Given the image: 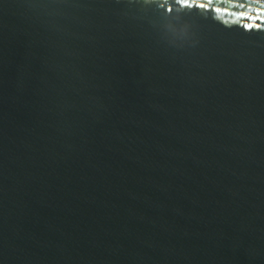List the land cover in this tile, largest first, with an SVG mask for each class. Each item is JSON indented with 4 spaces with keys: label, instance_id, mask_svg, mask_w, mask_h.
<instances>
[{
    "label": "water",
    "instance_id": "1",
    "mask_svg": "<svg viewBox=\"0 0 264 264\" xmlns=\"http://www.w3.org/2000/svg\"><path fill=\"white\" fill-rule=\"evenodd\" d=\"M0 264H264V0H0Z\"/></svg>",
    "mask_w": 264,
    "mask_h": 264
},
{
    "label": "snow or ice",
    "instance_id": "2",
    "mask_svg": "<svg viewBox=\"0 0 264 264\" xmlns=\"http://www.w3.org/2000/svg\"><path fill=\"white\" fill-rule=\"evenodd\" d=\"M208 2L210 3L211 0H208ZM187 3H188V2H187ZM200 7H201V8L205 7V4L202 3V4L200 5Z\"/></svg>",
    "mask_w": 264,
    "mask_h": 264
},
{
    "label": "clouds",
    "instance_id": "3",
    "mask_svg": "<svg viewBox=\"0 0 264 264\" xmlns=\"http://www.w3.org/2000/svg\"><path fill=\"white\" fill-rule=\"evenodd\" d=\"M188 0H181V3L187 4Z\"/></svg>",
    "mask_w": 264,
    "mask_h": 264
}]
</instances>
